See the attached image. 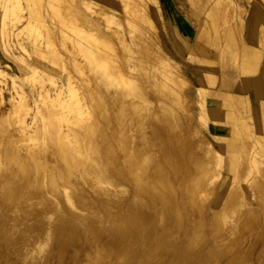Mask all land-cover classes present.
I'll use <instances>...</instances> for the list:
<instances>
[{
  "label": "bare ground",
  "instance_id": "6f19581e",
  "mask_svg": "<svg viewBox=\"0 0 264 264\" xmlns=\"http://www.w3.org/2000/svg\"><path fill=\"white\" fill-rule=\"evenodd\" d=\"M103 1L0 0L3 36L19 30L9 29L11 16L61 38L69 22L106 48L84 64L63 41L71 63L64 82L53 81V94L43 87L32 121L19 119L18 136L0 139V264H14L10 247L27 227L50 219L87 227L86 264H264V250L255 257L243 247L257 229L264 236V0ZM47 9L63 29L46 25ZM121 13L124 23L115 24ZM2 50L9 66L29 70L9 44ZM192 76L198 96H210L214 161L195 154ZM25 99L13 87L1 129ZM214 165L225 170L218 185ZM252 201L263 215L242 216Z\"/></svg>",
  "mask_w": 264,
  "mask_h": 264
},
{
  "label": "rangeland",
  "instance_id": "374dc122",
  "mask_svg": "<svg viewBox=\"0 0 264 264\" xmlns=\"http://www.w3.org/2000/svg\"><path fill=\"white\" fill-rule=\"evenodd\" d=\"M107 1V3L112 4L114 7L118 6L121 8L123 3H128L129 0ZM94 2L102 6L106 4L103 0H94ZM48 12L52 16V11L47 9L45 12L46 25L51 28L54 26L56 28H61L62 26L59 23L61 19L57 16V18L53 17V20L51 21V19L46 16L49 15ZM65 15L63 16V19H65ZM126 17L127 15H125V13L118 14L117 18H115V24L124 23ZM12 18L13 17L11 16V18L6 21V23L9 24V29L12 32L16 29L19 30L16 34H13V32L11 34L8 33V36H3L1 33L2 26L0 16V69L2 71V74H0V92L3 94L2 98L0 96V120L9 108V93L13 92V87H16L20 93H23L26 99L25 107L17 115L18 117L16 119H11V124H8L5 129L0 128L1 140L5 132L18 136V130L20 129L19 119L22 121L25 120L29 123L32 121L36 110V101L43 87L53 94V81L56 82V84L64 82L71 63L63 45V41L69 46L68 50L75 53L81 61H84V64L86 61L93 59L89 56V53H94L95 51L96 53L106 52L105 45L101 43L103 39H97V36L99 35L95 37V34L92 33L85 35L78 31L74 32V29L78 27L75 23L68 22L69 29L61 28L64 30V38H61V35L59 34L49 33L38 20L34 19V27L31 29H24L25 26H22L24 23L19 24L16 22V19ZM176 18L178 17L176 16ZM115 24L110 25L108 27L109 30H115L117 28V25ZM162 24H167V21L163 19ZM79 29V31L82 30V28ZM125 34L127 39L131 42L129 32H126ZM5 42L10 45L11 49H13L12 52L17 55L19 59L21 58L30 63L29 66L31 69L29 67V70H24L22 65H20L16 67V71L12 66L7 64L9 56L2 50ZM19 44L23 45V49L19 48ZM113 46L112 47L115 49L118 48L117 43L113 44ZM35 47L40 50L39 53H35ZM56 54H60L64 60L66 59V61H56ZM132 62L133 60L131 63ZM44 67L46 68V71L43 70ZM88 70L86 69L85 72L87 73ZM77 76L83 79L82 74L81 76L77 74ZM193 79L194 77L192 80ZM199 87L200 84L195 78L193 80V85L187 89V91H192L193 93V96L189 100L188 114L189 119L193 121L195 132L199 134V138L194 139L196 146L195 154L205 162H208L213 158V150L219 152L217 144L218 137L214 132L215 123L211 118H208L206 113L207 108L210 105L209 93L204 95L205 99L202 96H198L197 88ZM74 89L78 98H83L84 93H86V87L83 85V80L81 86H78L77 88L75 87ZM212 94L214 93H210V95ZM240 116H244L250 123L252 122L249 118L252 117L251 115L242 113ZM224 172L225 170L223 168L215 165L213 166L212 173L215 174L213 184L218 185L221 183ZM5 173L6 171L4 167L0 166V175H4ZM256 177H259V175ZM251 205L243 207L240 210V214L246 216L249 214L250 209H252L263 215L256 201H252ZM42 210H45V208H40V211ZM50 220L51 221H47L41 226L34 225L31 227L30 225L26 228L30 230V233L27 235H21L19 239L14 240L13 245L10 247V258L14 264L87 263L88 258L92 254L90 239H88L86 235L87 227L79 223H66L65 225H61L54 219ZM262 222L263 219L260 221L261 225ZM114 239L115 237L113 234H109L107 241H112ZM207 247L208 246L201 247L200 249L198 248L197 253H200L203 250L207 252ZM243 247L248 252L251 250V253L254 256L257 255V253L262 252L264 250V236L261 233V230L257 229L251 235L247 236ZM227 259L228 257L221 258L222 263L224 264ZM197 262V258L190 260V263L192 264H196Z\"/></svg>",
  "mask_w": 264,
  "mask_h": 264
}]
</instances>
